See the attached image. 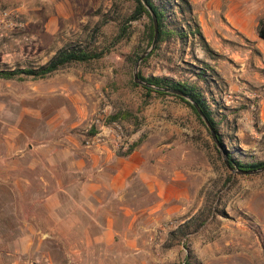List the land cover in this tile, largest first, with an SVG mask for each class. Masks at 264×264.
Here are the masks:
<instances>
[{"label": "rangeland", "instance_id": "374dc122", "mask_svg": "<svg viewBox=\"0 0 264 264\" xmlns=\"http://www.w3.org/2000/svg\"><path fill=\"white\" fill-rule=\"evenodd\" d=\"M154 1L166 9L168 29L186 34L199 26L205 41L189 34L157 43L154 54L141 62V75L196 86L214 111L235 159L264 162V103L252 102L232 87L248 88L260 79L264 93V42L233 29L226 17L234 4L264 0ZM135 8L134 0H0V34L8 29L14 36L12 43L2 45L16 52L15 64L38 68L69 46L104 52L99 59L71 63L44 79L0 81V111L14 119L18 112L30 110V119L42 122L45 133L46 120L64 105L73 112L72 104L85 101L97 131H103L99 126L105 124L114 133L112 139L87 135L85 142L112 140L115 149L125 153L126 146L138 141L152 151L153 160L166 159L159 171L172 197L169 216L161 211L157 224L144 219L138 248L120 242L100 264H248L236 255L231 242L246 234L238 228L242 225L264 239V172H232L212 134L189 106L134 85L133 61L151 48L146 38L148 18L130 21ZM124 27L125 36L119 39ZM201 72L205 77L199 78ZM125 112L130 118L110 121L112 114ZM93 124L86 123V128ZM24 188L0 185V212L36 207L32 199L19 195L38 193L40 185ZM127 190L138 193L144 206L157 200L156 188L140 178ZM18 219L0 215V264L14 259L6 253L21 234Z\"/></svg>", "mask_w": 264, "mask_h": 264}, {"label": "crops", "instance_id": "0c3cea01", "mask_svg": "<svg viewBox=\"0 0 264 264\" xmlns=\"http://www.w3.org/2000/svg\"><path fill=\"white\" fill-rule=\"evenodd\" d=\"M226 17L233 29L263 41L258 27L264 21V2L234 4ZM215 24L222 23L215 21ZM3 32L0 70L31 68L14 63L12 56L16 52L2 45L12 43L14 36L8 29ZM259 82L260 79L252 85L247 83L248 88L232 87L236 92H244L252 102L258 99L264 103ZM72 107L74 113L64 105L60 113L47 119L49 130L45 133L42 122L30 119V110L18 112L14 119L10 113L0 111V185H22L26 189L32 184L40 185L38 193L19 195L22 200L32 199L36 207L0 212L3 216L20 218L21 234L14 239L13 250L6 253L14 259L7 264H100L120 242L125 247L138 248L144 219L145 223L157 224L158 213L162 211L169 216L172 211L169 204L172 197L159 171L166 159L153 160L152 151L140 147V143L131 153L124 150L125 155H119L112 140L85 142L87 135L112 139L114 133L105 124L99 126L103 131H97L87 102H75ZM86 123L93 124L92 128L87 129ZM148 165L151 172L143 170ZM136 178L156 188L154 203L144 206L138 193L127 190ZM238 228L246 234L231 242L236 245V255L245 258L248 264H264V239H258L248 226Z\"/></svg>", "mask_w": 264, "mask_h": 264}, {"label": "trees", "instance_id": "16d2710c", "mask_svg": "<svg viewBox=\"0 0 264 264\" xmlns=\"http://www.w3.org/2000/svg\"><path fill=\"white\" fill-rule=\"evenodd\" d=\"M145 1L153 9V11L155 12L157 16L158 25H159L158 43H161L166 39H170L171 37L175 35L179 36L180 38H186L189 34H191L192 36H198L201 40L205 41V38L199 26H197L195 30H190V32L186 34L175 31L173 29H168V26L166 24L167 22L166 9H164V7L158 6L154 0H145ZM134 2L136 4V8H135L133 16L130 18V21H136L143 17L148 18L149 23L146 27V38L148 40V44L152 46L154 36H155V26H154L152 14L150 10L144 5L142 0H134ZM188 8L191 11V7L189 5H188ZM125 30H127L126 27L122 29V33L120 34L119 39L124 38ZM258 35L264 41V21H260L259 23ZM153 54L154 52L148 55L143 60V62H146ZM103 55H104V52H100V53L93 52V51L91 52L89 50L78 48L75 46H69L67 48L60 50L59 53L55 57H53L48 63L38 68H25V69L17 68L15 70H0V79H5V80L18 79V80L24 81L25 78L22 76L44 79L52 75L53 73L57 72L61 68L65 67L66 65H69L71 63H88L93 60L101 58ZM139 59L140 57H137V59L133 61V64H136ZM203 77H205V73L201 72L199 74V78H203ZM139 79L142 80L143 82H146L148 85L152 86V87L146 86V85L143 86L144 89L149 94L156 93L158 96H171L185 103L187 106H189L194 111L199 121L203 125H205L207 130L211 133L207 124L205 123V121L203 120V118L201 117L197 109L193 106V104L190 101L176 94L168 93L163 90H156L153 87H159V88H164V89L165 88L176 89L190 96L202 108V110L204 111V113L206 114L210 122L212 123L224 149L228 153L231 167L237 170H240V171L241 170L242 171H255V170H258L264 167V162L244 163L240 160L235 159L233 154H231L228 151V149L226 148L223 136L219 131L218 121L215 116V113L210 107L204 94L196 86L190 85L187 82H173V81H170L162 77H143L140 72H139ZM134 85L140 86L135 81H134ZM121 117L128 119L130 118V113L125 112L122 115L120 113L112 114L110 116V121H117ZM92 132L95 133V131H92ZM138 146H139V142L135 141L133 145L129 146L128 153H131L132 151H134L135 148ZM217 151L219 152L218 149ZM118 153L119 155H125L123 151H119Z\"/></svg>", "mask_w": 264, "mask_h": 264}, {"label": "water", "instance_id": "95a60500", "mask_svg": "<svg viewBox=\"0 0 264 264\" xmlns=\"http://www.w3.org/2000/svg\"><path fill=\"white\" fill-rule=\"evenodd\" d=\"M144 5L150 10L152 17H153V21H154V26H155V36H154V40L152 43L151 48L144 54L141 56V58L138 60V62L135 65V71H134V77H135V82L138 84H142V85H146V86H150L148 85L146 82H143L142 80L139 79V67L141 62L144 60V58H146L148 55H150V53L153 51V49L156 47L157 43H158V39H159V25H158V20H157V16L155 14V12L153 11V9L148 5V3L145 0H142ZM152 87V86H150ZM156 90H163L165 92L168 93H172V94H176L179 95L185 99H187L188 101H190L193 106L197 109V111L199 112V114L201 115V117L203 118V120L205 121V123L207 124L209 130L211 131V134L216 142V146L217 148L220 150V152L223 154V158H224V162L226 164V166L235 173H239V174H243V175H251V174H258L261 172H264V167L255 171H240L237 170L233 167H231L230 165V161H229V156L228 153L226 152V150L224 149L218 134L216 132V130L214 129L212 123L210 122V120L208 119V117L206 116V114L204 113V111L202 110V108L188 95H186L185 93L176 90V89H168V88H159V87H153Z\"/></svg>", "mask_w": 264, "mask_h": 264}]
</instances>
